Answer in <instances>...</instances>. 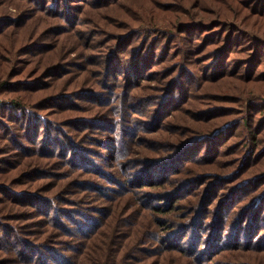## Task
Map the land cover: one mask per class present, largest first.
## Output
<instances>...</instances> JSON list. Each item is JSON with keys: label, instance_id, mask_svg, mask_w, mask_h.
<instances>
[{"label": "trees", "instance_id": "16d2710c", "mask_svg": "<svg viewBox=\"0 0 264 264\" xmlns=\"http://www.w3.org/2000/svg\"><path fill=\"white\" fill-rule=\"evenodd\" d=\"M91 1L0 0V42L25 40L0 44V264H264V88L250 93L264 86V0H155L107 24L101 56L86 50ZM48 34L74 35L101 85L53 89L81 74L66 61L25 74ZM125 40L132 66L117 74ZM131 134L151 153L126 147ZM132 151L146 165L129 180Z\"/></svg>", "mask_w": 264, "mask_h": 264}, {"label": "rangeland", "instance_id": "374dc122", "mask_svg": "<svg viewBox=\"0 0 264 264\" xmlns=\"http://www.w3.org/2000/svg\"><path fill=\"white\" fill-rule=\"evenodd\" d=\"M155 0H119L118 2H115L114 5L112 6H108L106 7V2L107 0H92L91 2L93 3V5L95 6V8L93 9H89L87 8L86 13L87 15H83V21H87L89 22V25L87 24V26L85 27V29H87L88 31L92 29L91 32L88 33H98L99 36L96 38L97 44L92 46V47H87V51H90L91 54L93 55H97L99 54V56H101V54H106L109 55V49L105 47V41L109 35V33H118V30H115L114 28H112L111 26H108L107 24H111L114 27H117L116 24L119 23H135V16L132 15V13L136 10H138L140 12L139 8H143V9H147L149 10L150 5L153 4ZM163 1L165 3H169V0H160ZM201 2H205L207 3L210 8H214L217 6V4H215V2L210 1V2H206L204 0H201ZM186 5V4H185ZM184 5V6H185ZM97 7V8H96ZM3 7H0V9H2ZM9 11H14L13 9H9ZM206 15V14H205ZM164 16L168 17V15L165 13ZM206 17L208 19H213L214 15L210 14L209 16L206 15ZM86 25V24H85ZM31 29V27H29V30ZM101 31V32H98ZM127 31V29H123V30H119V33H121V35L125 34ZM102 32H106L107 35H103L101 34ZM123 33V34H122ZM83 34H85V32H83ZM38 35V32L35 33H30L29 31V40L28 41H32L35 40L36 37ZM17 40L14 42L13 38L15 37L14 32H9L6 34V36L1 40L0 44L5 45V44H10L11 42L15 45V48H19L24 42V37H23V33H20L19 35H17ZM74 35H71L70 37H68L65 40H59L57 39L53 34H48V43H49V48L46 52H44L43 54H41V57H38L36 59V57H32L30 58L31 60H35L33 61L34 63L30 64L29 66H27L25 68V74L30 72L32 69H35V65L37 66H43L44 63L48 62V61H54V62H63L66 61L65 63H75L76 65H78V68L76 70H78L81 74H76L73 76V74H67L63 79H60L59 82H56L53 84V89H63L64 87H67L69 85L64 84L62 82H64V80L69 81L70 87H72V84H77L79 88L81 89H96V87H98L99 85H101V83H98V81H101V76L99 75L98 72V68L94 67V66H89V71L88 72H82L83 68L85 67V63L81 62V65L78 63L79 59L76 58L79 55L76 56H72L74 55V51H71V47L74 43L75 40H73ZM129 43H131L129 45ZM116 48L110 49V51H115ZM71 52L72 55H71ZM37 55V54H36ZM118 55L120 57H118L117 62H116V67L115 69H117L118 71L116 72L118 74V72H122V70L124 68H126V66L131 67L132 66V41L131 40H125L123 41V43L121 42V46L118 50ZM76 58V59H75ZM122 63L124 64V66H122ZM149 70L147 71H158L157 67H149ZM144 74V72L142 73ZM140 75L141 78L146 79L144 77V75ZM158 75V74H156ZM155 76V75H153ZM152 76V77H153ZM151 77V76H150ZM146 81H153V78H150V80H144V82ZM114 83V82H112ZM119 84V83H118ZM121 87H123L121 84H119ZM225 86V85H224ZM252 86V85H251ZM254 87V91L250 92L251 97H259L257 95V93L262 90L264 88V86L262 85H255L252 86ZM242 88V87H241ZM110 90V89H109ZM129 91V89H128ZM146 92H141V91H137L135 93L136 95V100L142 96L145 95ZM90 104V103H89ZM92 105V104H90ZM89 105V106H90ZM88 106V107H89ZM95 111H97L96 108H93V106L91 107V109L87 112H85V114H73L72 112L68 111V112H63L61 114L60 119H67V118H73L76 115L78 116H82V115H94ZM56 112H50V118L54 119L56 117ZM180 116V115H179ZM180 117H183V115H181ZM169 127V126H168ZM167 127V129L170 131V129ZM166 137L168 140H176V137L172 136L170 133H166ZM134 140V139H133ZM126 142V147H131V142L132 144L135 146H132L134 149L136 148L137 151L140 150L139 154L141 152H145L148 151L149 153H151L150 149H146L147 144L150 145V142H148L147 140H140L138 142V145L135 144V141H132V134L129 135L128 138L125 139ZM134 142V143H133ZM148 142V143H147ZM207 151V149H206ZM103 153H107L106 151H103ZM138 154V155H139ZM138 155H134L133 151L132 154H130L129 152H127V157L125 158V160L121 161L120 163L123 165L121 167V171L123 173L120 172V174H124L125 178L127 179H132V173L135 175L136 171H143L145 169V165H146V160L145 158H139L137 157ZM135 159H140V161H137V163L135 162ZM136 169V170H133ZM159 178V174L155 176V179ZM134 179V178H133ZM133 181H135L134 183L137 182V179H134ZM132 182V181H131ZM150 182L149 178L144 180V183H148ZM121 182L120 180H117L116 184H112V186L114 185H119ZM218 188V187H217ZM119 190L114 189L113 192H118ZM138 191H141L140 189H138ZM120 192V191H119ZM138 194H141L138 192ZM142 195V194H141ZM143 196H141L142 198ZM147 201V200H146ZM135 203L139 202L135 199L134 200Z\"/></svg>", "mask_w": 264, "mask_h": 264}]
</instances>
